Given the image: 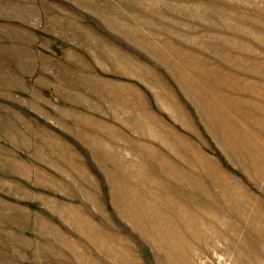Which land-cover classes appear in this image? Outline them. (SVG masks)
<instances>
[{"label": "rangeland", "instance_id": "rangeland-1", "mask_svg": "<svg viewBox=\"0 0 264 264\" xmlns=\"http://www.w3.org/2000/svg\"><path fill=\"white\" fill-rule=\"evenodd\" d=\"M0 264H264V0H0Z\"/></svg>", "mask_w": 264, "mask_h": 264}]
</instances>
